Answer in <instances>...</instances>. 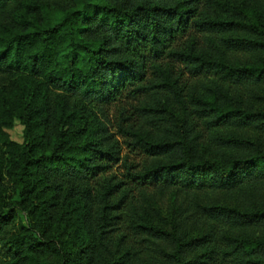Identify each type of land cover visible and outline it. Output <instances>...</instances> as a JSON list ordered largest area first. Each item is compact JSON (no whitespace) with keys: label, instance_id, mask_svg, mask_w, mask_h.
I'll use <instances>...</instances> for the list:
<instances>
[{"label":"trees","instance_id":"16d2710c","mask_svg":"<svg viewBox=\"0 0 264 264\" xmlns=\"http://www.w3.org/2000/svg\"><path fill=\"white\" fill-rule=\"evenodd\" d=\"M257 87L264 25L240 4L0 0V264H264V141L244 135H264V109L242 100ZM130 98L139 127L110 116ZM123 147L146 162L117 177ZM150 188L185 195L170 227Z\"/></svg>","mask_w":264,"mask_h":264},{"label":"rangeland","instance_id":"374dc122","mask_svg":"<svg viewBox=\"0 0 264 264\" xmlns=\"http://www.w3.org/2000/svg\"><path fill=\"white\" fill-rule=\"evenodd\" d=\"M223 3H228L231 5L234 4H240L243 6L247 12V15L249 18L258 24L264 25V2L262 0H218ZM167 67L174 69L175 73L180 74L183 72L182 66L172 63L170 61L164 62ZM188 77L183 76V81L187 82ZM181 80V81H182ZM30 87H32V82L30 81ZM242 100L245 101L247 107H252L254 109H264V87H257L252 90L250 94L243 93L242 94ZM140 107V104L138 103V100L135 98H130L129 100L122 101L120 103H117L114 108H112L110 111V116L112 119H120L122 114L126 111L127 115L131 117L132 123L139 127V125L142 123L141 117L139 116L138 109ZM171 114L173 117V120L178 121L181 113L178 109L172 108ZM121 115V116H120ZM143 125V123H142ZM4 134L6 135L9 140L17 143L22 144L23 139V127L20 125L18 121L13 122V126L10 129H4ZM143 132L147 133L148 129L142 130ZM203 136H206L205 131L202 129ZM148 134V133H147ZM245 139L249 141H256V140H262L264 141V135L259 134L255 131H249L246 132ZM119 141H122L120 137H117ZM261 141V142H262ZM123 160L121 163H119L117 166L114 167L113 171L111 172L114 175H117V177H120L124 171L125 167L130 166L131 164L134 166L140 165L139 163L146 162L142 155L132 154L129 153V151L123 147L122 150V156ZM148 198L145 199V203L152 208V211H157L159 214L158 220L161 221V223L165 224L167 227H170L174 224L175 217L182 213L183 210L186 208L187 202L185 201V195L180 194V192L176 188H171L170 190H164V191H157L155 189H148ZM9 195V192L6 194V196ZM137 196V194H135ZM188 199L193 201H199L200 203L207 205V204H213V205H232V200L226 197L225 193L223 192H217L216 194L208 195L205 192H199L194 194H189ZM19 213V220L22 221L25 219L24 215L22 213ZM157 214V213H155ZM173 223V224H172Z\"/></svg>","mask_w":264,"mask_h":264}]
</instances>
